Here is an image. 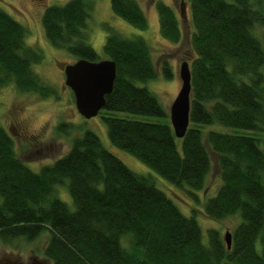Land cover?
<instances>
[{
	"label": "trees",
	"instance_id": "16d2710c",
	"mask_svg": "<svg viewBox=\"0 0 264 264\" xmlns=\"http://www.w3.org/2000/svg\"><path fill=\"white\" fill-rule=\"evenodd\" d=\"M95 0L48 6L42 17L51 45L91 61L88 41ZM195 57L190 63V125L179 138L170 115L145 85L157 75L151 48L141 36L125 37L108 24L107 58L117 64L113 91L102 110L163 117L145 121L103 115L111 142L177 187L202 190L213 167L222 184L203 210L212 219L239 215L229 249L218 229L203 241L196 216L185 215L150 175L132 170L92 130L73 139L69 151L34 171L18 157L0 122V239L34 241L48 233L43 255L51 264H264V0H188ZM116 15L146 29L138 0H112ZM161 35L182 36L175 9L157 2ZM26 27L0 7V88L48 97L54 90L35 72L43 54L26 42ZM172 77L169 61L162 65ZM144 83V85L142 84ZM220 125L255 133L223 132ZM72 123L61 122L60 134ZM68 188L71 209L58 195ZM126 241L127 245H125Z\"/></svg>",
	"mask_w": 264,
	"mask_h": 264
},
{
	"label": "rangeland",
	"instance_id": "374dc122",
	"mask_svg": "<svg viewBox=\"0 0 264 264\" xmlns=\"http://www.w3.org/2000/svg\"><path fill=\"white\" fill-rule=\"evenodd\" d=\"M66 1L0 0V7L26 27L27 44L43 54L42 61L34 65V70L41 80L54 90L50 96L43 97L38 93L20 91L13 83L0 88V122L12 135L18 157L38 172L43 165L51 164L65 155L74 138L83 135L87 130H92L99 135L104 146L121 158L132 170L139 174L150 175L156 185L175 201L185 215L196 216L202 228L204 243L208 244L209 242L208 232L210 229L220 230L223 237L226 231L233 232L241 221L239 215L224 220H216L209 218L203 210L207 200L216 195L222 184L213 153V167L202 190L194 189L187 184L183 187H177L137 157L115 146L109 138L107 126L102 118L103 115L111 114L123 118L162 122L164 121L163 117L143 116L123 111L106 113L105 110H101L97 116L86 118L79 112L74 93L65 83L66 75L64 72V66L76 62L78 57L65 49L51 45L42 22L43 13L48 6L64 4ZM138 1L148 18L146 29L138 28L116 15L112 9V0H95L92 16L89 19L88 41L96 49L100 58L106 59L104 44L108 31L104 24L110 25L125 37L141 36L145 38L150 45L157 70L156 77L149 80L145 85L156 95L170 115L171 105L182 86L181 64L185 60L191 62L195 57L192 44L194 26L190 5L188 0ZM158 1L171 5L178 15L182 31L178 43L171 42L161 35L157 9ZM184 3L186 10L182 15ZM164 60L169 61L171 66L173 73L171 78H166L163 72ZM142 84L144 85V83ZM61 122H69L74 125L69 134H60L56 131V127ZM208 128H215L223 132L255 135V133L245 129L227 128L220 125L208 126ZM258 137L264 138V133H259ZM58 195L68 203L71 209H75L74 201L67 187L59 186ZM47 239V232L42 233L34 241L19 238L11 243H5L0 239V264L5 263L7 258L14 259L16 257L26 263L34 256L51 264L43 255ZM124 243L127 245L126 241Z\"/></svg>",
	"mask_w": 264,
	"mask_h": 264
},
{
	"label": "water",
	"instance_id": "95a60500",
	"mask_svg": "<svg viewBox=\"0 0 264 264\" xmlns=\"http://www.w3.org/2000/svg\"><path fill=\"white\" fill-rule=\"evenodd\" d=\"M185 7L184 3L182 15L186 10ZM64 72L66 75L65 83L74 93L79 112L86 118L97 116L106 104V96L113 91L117 76L116 62L110 58L97 61L80 58L74 63L66 64ZM180 75L182 86L171 105L170 120L176 136L182 138L190 125L192 77L188 60L182 62ZM232 235L231 231H226L225 241L229 249L232 247ZM17 262L15 261L14 264ZM23 264L48 263L34 256Z\"/></svg>",
	"mask_w": 264,
	"mask_h": 264
},
{
	"label": "flooded vegetation",
	"instance_id": "af4514ba",
	"mask_svg": "<svg viewBox=\"0 0 264 264\" xmlns=\"http://www.w3.org/2000/svg\"><path fill=\"white\" fill-rule=\"evenodd\" d=\"M5 260L6 261L3 264H14L15 261H18L17 264H23V261L19 257H16L14 259L7 258Z\"/></svg>",
	"mask_w": 264,
	"mask_h": 264
}]
</instances>
